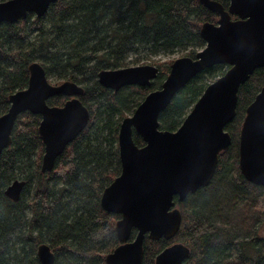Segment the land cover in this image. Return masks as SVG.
Here are the masks:
<instances>
[{
  "label": "trees",
  "instance_id": "1",
  "mask_svg": "<svg viewBox=\"0 0 264 264\" xmlns=\"http://www.w3.org/2000/svg\"><path fill=\"white\" fill-rule=\"evenodd\" d=\"M212 1L227 10L230 0ZM217 19L199 0H58L40 18L28 13L15 23L0 24V115L9 108V96L26 88L28 68L35 62L48 81L82 87L79 100L90 115L84 130L45 173L41 118L27 111L17 117L11 143L0 155V264H40L41 244L50 248L53 264H105V256L119 245L114 229L120 216L100 204L103 190L121 171L119 126L147 94L160 89L170 67L155 62L159 71L149 87L127 86L117 92L99 84L97 75L128 66L132 54L137 64L142 54L192 45L186 56L194 58L205 46L202 24ZM228 68L215 65L192 78L159 114V129L175 131L206 88L202 80L220 77ZM263 86L261 67L239 87L235 116L225 127L231 144L219 154L211 181L183 202L174 199L180 227L170 240L146 237L142 264H154L157 254L175 242L190 249L183 264H264V188L247 182L238 154L231 155L246 108ZM66 100L56 95L47 104L62 106ZM132 138L137 146L144 145L139 135ZM15 180L24 181V187L13 202L4 190ZM218 190L226 200L248 203L256 214L245 235L229 237L213 222L221 207L215 204ZM135 235L133 230L130 238Z\"/></svg>",
  "mask_w": 264,
  "mask_h": 264
},
{
  "label": "water",
  "instance_id": "2",
  "mask_svg": "<svg viewBox=\"0 0 264 264\" xmlns=\"http://www.w3.org/2000/svg\"><path fill=\"white\" fill-rule=\"evenodd\" d=\"M58 0H6L0 2V24H12L28 13L42 17ZM218 16L216 24L203 23L199 34L204 48L194 58L176 59L160 89L145 96L135 111L122 119L118 131L120 174L103 190L100 204L119 215L115 234L119 245L105 256V264H142L143 243L172 239L181 224L178 202L211 181L219 154L229 148L226 125L235 116L239 87L257 68L264 67V0H230L227 10L212 0H199ZM231 15L236 16L235 20ZM224 64L226 72L210 83L175 131L159 129V114L176 93L206 68ZM25 89L9 96V108L0 115V155L11 143L17 117L39 115L38 134L43 143L41 172L54 162L86 127L89 111L77 98L83 92L74 82L49 83L43 67L32 63ZM154 65L105 69L99 84L117 92L127 86L149 87L158 75ZM56 95L70 99L63 106H49ZM133 133L144 145L137 146ZM238 168L243 178L264 188V86L246 108L238 137ZM24 181L15 180L4 195L18 201ZM136 231L134 238L132 231ZM190 249L182 243L164 248L154 264H183ZM40 264H53L46 244L37 247Z\"/></svg>",
  "mask_w": 264,
  "mask_h": 264
},
{
  "label": "rangeland",
  "instance_id": "3",
  "mask_svg": "<svg viewBox=\"0 0 264 264\" xmlns=\"http://www.w3.org/2000/svg\"><path fill=\"white\" fill-rule=\"evenodd\" d=\"M192 45L187 46L186 48L180 47L173 52H163L158 51L155 54H149V55H141V61L139 63L135 64L134 60L138 57L135 55H130L128 58V66H139V65H155L158 68V64L156 65L155 62H158L159 64H162L166 67H171L172 63L181 57H187V52L192 48ZM204 48V47H203ZM203 48L198 49L197 52L201 51ZM172 61L171 64H169ZM159 70V69H158ZM227 70V69H226ZM224 71V73L226 72ZM167 77V76H166ZM219 77L214 79H203V83H205L206 86H208L210 83L218 79ZM49 83L53 85H57L60 82H56L54 79H50ZM130 114H127V116H130ZM238 145L236 144L231 149V155H237L238 154ZM216 197V206L219 204L221 205L219 212H215L213 215V222H215L216 226L224 230V232L229 237L233 236H240L245 235L250 229L253 227L254 220L256 218V214L251 212L248 207V203L242 202H231V197H226L224 193L221 190H218ZM214 206V205H213ZM215 208V207H214ZM176 243V242H175ZM186 245V244H185Z\"/></svg>",
  "mask_w": 264,
  "mask_h": 264
},
{
  "label": "flooded vegetation",
  "instance_id": "4",
  "mask_svg": "<svg viewBox=\"0 0 264 264\" xmlns=\"http://www.w3.org/2000/svg\"><path fill=\"white\" fill-rule=\"evenodd\" d=\"M232 16H233V15H231V19H232ZM235 19H236V18H234V19H232V20H235ZM217 20H218V19H217ZM213 24H214V23H213ZM215 24H216V23H215ZM62 82H64V81H62ZM62 82H61V83H62ZM59 84H60V83H59ZM59 84H57V85H59ZM112 91H113V90H112ZM81 94H82V93H81ZM81 94H80V95H81ZM80 95L77 96L78 99H79V96H80ZM62 96H65V95H62ZM65 97H67V96H65ZM69 99H70V98L67 97V100H69ZM67 100H66V101H67ZM66 101H65V102H66ZM65 102H64V103H65ZM62 106H63V105H62ZM57 107H60V106H57ZM68 145H69V144H68ZM64 150H65V149H64ZM175 208H176V203H175ZM176 243H180V242H176ZM172 244H174V243H172ZM172 244H170V245H172ZM182 244H184V243H182ZM170 245H169V246H170ZM184 245H185V244H184ZM186 246H187V245H186ZM167 247H168V246H167ZM187 247H188V246H187ZM188 248H189V247H188Z\"/></svg>",
  "mask_w": 264,
  "mask_h": 264
}]
</instances>
